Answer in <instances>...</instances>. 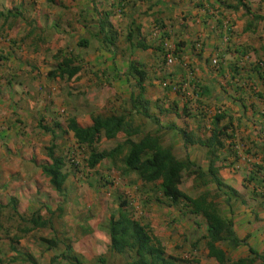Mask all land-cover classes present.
<instances>
[{"label": "crops", "instance_id": "1", "mask_svg": "<svg viewBox=\"0 0 264 264\" xmlns=\"http://www.w3.org/2000/svg\"><path fill=\"white\" fill-rule=\"evenodd\" d=\"M12 1L15 8L0 7V142L12 143L6 145L11 152L0 147V196H22L28 191L25 185L34 186L31 177L43 175L36 161H48L36 153L44 142L53 145L55 129L61 131L64 125L67 130L70 118L87 128L91 115L131 112V127L139 128L135 140L158 134L178 159L188 157L205 172L212 157L202 143L221 131L223 148L214 166L239 198L229 204L224 196L217 201L222 216L245 242L234 249L216 246L228 262L247 258L264 264V0H54L59 9L45 0ZM105 15L110 28L102 32ZM143 43L148 47L139 46ZM65 57H75L80 67L76 77H50ZM131 62L145 72L141 85L127 74ZM132 95L139 96L157 123L136 114ZM59 112L67 116L64 124L55 116ZM218 114L222 118L214 122ZM186 136L194 144L186 146ZM124 138L120 134L101 143L111 149ZM99 166L93 170L99 172ZM105 168L138 192L118 186L111 193L115 204L110 215L118 217L117 194L128 195L135 210L141 199L147 223L168 256L217 264L208 258L201 217L158 206L134 174L122 176L110 164ZM101 184L96 189L102 192L106 187ZM182 184L180 190L192 197L215 190L214 185L194 190L190 178L185 189ZM39 211L34 207L30 215Z\"/></svg>", "mask_w": 264, "mask_h": 264}, {"label": "trees", "instance_id": "2", "mask_svg": "<svg viewBox=\"0 0 264 264\" xmlns=\"http://www.w3.org/2000/svg\"><path fill=\"white\" fill-rule=\"evenodd\" d=\"M45 1L54 3V0ZM107 16H103L104 20L100 19L102 32L110 28ZM109 41L110 39H108ZM82 43L84 44V42ZM145 45L143 43L139 46L145 49L148 47ZM60 54L61 52H58L55 59H59ZM74 62H76L75 57L62 58V61L57 64L54 71L50 72L49 76H58L67 81L72 80L80 71V67L75 65ZM127 74L135 78L136 85H141L145 76L144 70L138 69L132 62L128 65ZM130 103L137 115L157 123L156 118H152L147 114L146 107L141 106L139 96L132 95ZM131 117V112L127 115L117 113L91 115L92 125L87 128L80 127L75 118H70L65 133L71 132L77 147L87 153L84 162L89 170H93L102 163L107 162L122 176L134 174L142 183V188L152 193L151 197L148 198L149 201L154 200L160 207L175 208L184 217H201L203 224L206 225V234L202 239L208 240V258H213L217 264H253V259L247 258L228 262L225 252L216 246V244L223 243L234 249L245 242V239L240 240L235 235L231 220L222 216L220 204L217 201L221 196H224L225 203L229 204V200L239 198L238 193L224 183L218 174V169L214 166L218 158L216 153L223 148V142L218 139L221 131H214L210 139L201 142L210 150L209 154L212 157L205 172L191 162L188 157L178 159L173 154L171 147H165L161 144L158 134L145 133L138 140H135L133 137L139 134V128L131 127L130 122L134 119V117ZM220 118H222L220 114L216 115L214 122ZM38 125L44 131H49V128L42 126L40 122ZM50 131L53 133V130ZM222 131L224 132V130ZM120 134H123L125 138L113 148L107 150L97 149V145L102 138L115 140ZM184 142H186V146L194 144L190 136H186ZM55 147L53 144L45 148V156L48 161L40 164L39 168L48 179L51 188L62 197L60 205L53 211L48 210V213L53 215L56 212L58 213L57 217L61 218L64 214L63 203L67 202L63 192L69 179V173L64 170L65 159L55 154ZM71 161V168L74 171L77 169V164L74 163L73 158H71ZM184 176L192 179L194 190L206 188L209 185H214L215 190L205 189L192 197L180 190ZM101 182L103 183V180L98 181V183ZM106 183L107 180L101 184L103 188ZM116 201L119 208L118 217L110 215L106 221L101 222L98 226L109 239L107 251L111 257L121 256V264H201L198 260L190 262L168 256L165 253L164 246L154 235L149 223L143 222L140 218H135L136 211L132 201L124 193L117 194ZM147 203L148 201L145 204ZM10 207L18 214L15 200L11 199ZM18 218L28 225V227L18 228L23 236L41 229L55 230L51 216L50 218H43L39 214H32L27 218L19 215ZM92 232L93 230L90 227L81 228L82 236ZM55 233L62 235L61 232L56 231ZM63 237L60 240L59 238H40L41 244L48 250L57 249L59 244L64 246L63 251L51 259V264H60V261L66 264H83L85 261H83L81 255L74 252L71 240L66 236ZM1 262L0 259V264ZM90 264L112 263L104 255H100Z\"/></svg>", "mask_w": 264, "mask_h": 264}, {"label": "rangeland", "instance_id": "3", "mask_svg": "<svg viewBox=\"0 0 264 264\" xmlns=\"http://www.w3.org/2000/svg\"><path fill=\"white\" fill-rule=\"evenodd\" d=\"M38 1V0H37ZM12 4V0H2L0 1V7L6 9V5ZM37 4V3H36ZM58 2H55L53 5L49 6L51 8H61L62 6H56ZM13 8L15 6L13 5ZM55 20V17H53ZM11 21V20H10ZM6 38V36H5ZM74 100H71L70 103H73ZM58 109L57 111H59ZM105 111V110H103ZM57 118H61V124H64L67 116L64 112L56 113ZM57 134V139L53 143L56 147L54 152L56 155H59L65 159V168L64 170L69 173V179L65 184L64 189V198H67V202L63 203L64 214L61 218H58V213L49 215L46 210L53 211L54 207L60 205L62 202V197L59 196L49 185L48 179L44 176H35L33 181H35L34 186L29 188L25 185V189L28 191L24 195L20 196L17 194L13 196L8 194V196H0V259L1 264H51V259L63 251L64 246L61 244L58 245L57 249H47L44 245L41 244L40 238H64L63 236L68 237L72 242V248L81 254L83 264H90L96 257L104 255L108 261L112 264H121V256H110L108 249L109 239L105 232L101 231L98 226L101 222H104L108 219L111 209L115 204L113 197L111 196L112 191L119 188L118 186L123 187L122 190H132L135 191V195H138V192L133 189V187L127 186L124 184L122 177L116 176L114 171H107L109 163L102 164L99 166V172L94 170H89L86 167L84 162L87 157V153L77 147L74 139L69 136L70 133H65V127L63 125L62 130L55 129ZM28 132L30 133V128L24 131V136L28 138ZM5 139H8L5 136ZM2 138H0L1 140ZM36 139V138H35ZM38 139L40 136L38 135ZM104 139H102L103 141ZM100 143L97 145L98 150L110 149L109 143ZM9 142V139L7 140ZM16 142V141H15ZM18 142V138H17ZM46 144V145H45ZM6 145H12V143H1L0 147L11 152V149H8ZM6 146V147H5ZM44 147H42L36 156H45V148L48 143L44 142ZM52 146V145H50ZM36 147L33 151L36 152ZM6 150V152H8ZM77 164V169L72 170V161ZM47 160V158H46ZM45 161L38 160L35 164L38 166ZM41 170V169H40ZM101 170V171H100ZM98 172L97 174H94ZM102 172V173H100ZM106 178V189L101 192V190L96 189V184L98 181L102 180L101 178ZM187 177H184L182 189H185L188 184ZM104 179L103 183L106 181ZM190 181V180H189ZM86 183H89L88 185ZM94 186V188H93ZM32 189L34 191H32ZM30 190V192H29ZM127 194V193H126ZM128 196V195H126ZM10 197H14L16 201V214L10 207ZM137 198V196H136ZM135 201V200H134ZM139 204L141 199H138ZM138 203L135 204L137 208L135 218H140L143 222L147 221L148 210H145L144 213L142 206ZM35 208H38L37 213L42 214L41 211H45L43 217L50 218L53 222L55 230L50 229H41L28 233L23 236L18 228L28 227V225L21 221L18 216H23L24 218L29 217L31 211ZM141 212V213H140ZM90 227L93 232L87 235H81V228ZM61 232L62 235H59L55 232ZM162 231V230H160ZM18 238V240H16ZM31 260V261H30ZM60 264H66L63 261L59 262Z\"/></svg>", "mask_w": 264, "mask_h": 264}, {"label": "built area", "instance_id": "4", "mask_svg": "<svg viewBox=\"0 0 264 264\" xmlns=\"http://www.w3.org/2000/svg\"><path fill=\"white\" fill-rule=\"evenodd\" d=\"M171 54H172V55H171ZM172 62H173V52L170 51L169 56L166 57V63L170 65V64H172ZM212 64H213V65L216 64V60H215V59L212 61ZM165 85H166V84H164V86H165ZM174 87L177 89V86H174ZM175 88H173V89H175Z\"/></svg>", "mask_w": 264, "mask_h": 264}]
</instances>
